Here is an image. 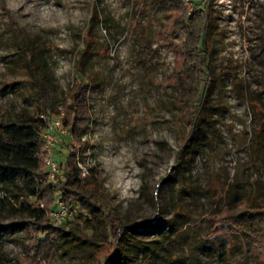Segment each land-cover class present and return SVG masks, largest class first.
Segmentation results:
<instances>
[{
  "label": "rangeland",
  "instance_id": "374dc122",
  "mask_svg": "<svg viewBox=\"0 0 264 264\" xmlns=\"http://www.w3.org/2000/svg\"><path fill=\"white\" fill-rule=\"evenodd\" d=\"M174 7L157 0H0V120L37 118L42 103L60 120L55 112H63L80 77L89 82L91 116L67 184L86 196L72 200L68 222L51 221L59 236L46 255L27 258L31 226L22 197L0 189V264H96L107 235L105 201L124 223L135 220L125 263L106 264H264L244 246L246 228L215 232L214 215L264 199V0L208 3L215 78L186 146L183 88L171 77L181 65L165 45V37L180 43L185 32L163 34ZM26 44L42 69V99L26 68ZM54 134L58 165L76 144L68 130L55 127ZM25 186L20 179L19 192ZM172 214L169 235L151 226Z\"/></svg>",
  "mask_w": 264,
  "mask_h": 264
},
{
  "label": "trees",
  "instance_id": "16d2710c",
  "mask_svg": "<svg viewBox=\"0 0 264 264\" xmlns=\"http://www.w3.org/2000/svg\"><path fill=\"white\" fill-rule=\"evenodd\" d=\"M157 2L171 4L175 6L173 10H177L175 13H170L169 27L163 30V34L185 32V37L180 43L165 37V45L172 47L181 65L171 77L175 85L183 88L180 92L179 104L185 109V120L190 125L184 142L186 146L200 127L209 100V87L215 78L207 43L212 16L206 8L211 0H205L203 6L194 5L189 11L183 6V0H157ZM139 45L144 44L139 41ZM23 49L26 68L32 76L31 83L42 99L44 78L42 69L35 60L34 47L26 44ZM88 89L87 80L82 77L76 79L63 100L61 107L63 112L60 113V110L55 112L60 119L61 127L70 132L76 146H71L66 152L53 178L47 176V168L43 160V135L53 120L46 104L42 103V113L37 115V118L0 120V189L22 197L20 205L27 210L31 226V242L25 246L27 258L44 256L55 245L60 226L52 224L53 220L49 212L57 208L58 202L61 201L73 209L72 200L81 201L86 196V193L67 184L72 180L80 157L78 146L84 145L80 134L87 129L91 118L87 101ZM178 158L179 163L183 162L184 157L181 154ZM20 179L26 183V190L22 192H19ZM90 182L88 178V183ZM101 206L102 221L107 235L101 242V247L94 253L96 264H106L109 261L125 263L127 245L131 237L129 229L135 220H131L129 224L121 221L116 215L115 207L109 201H105ZM214 215L220 222L215 232L246 228L248 232L244 235V246L254 257L264 261V199L253 205L244 203L224 208ZM175 218L176 214H172L164 219H156L151 226L169 235L170 231L175 229ZM65 222L68 220L62 221ZM226 234L230 235L231 232L228 231Z\"/></svg>",
  "mask_w": 264,
  "mask_h": 264
},
{
  "label": "built area",
  "instance_id": "2783aa9c",
  "mask_svg": "<svg viewBox=\"0 0 264 264\" xmlns=\"http://www.w3.org/2000/svg\"><path fill=\"white\" fill-rule=\"evenodd\" d=\"M183 2L188 9H191V0H183ZM55 127H60L61 131H66L61 128L60 120H55L50 122L43 135V160L47 168V176L50 178H53L55 172L58 170V165L52 157V151L56 142V136L54 134ZM49 214L54 222H62L63 220H68L74 214V209L59 201L57 208L51 210Z\"/></svg>",
  "mask_w": 264,
  "mask_h": 264
}]
</instances>
